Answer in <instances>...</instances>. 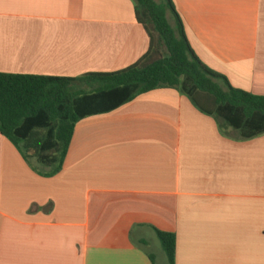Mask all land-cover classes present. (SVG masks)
<instances>
[{
	"label": "crops",
	"instance_id": "0c3cea01",
	"mask_svg": "<svg viewBox=\"0 0 264 264\" xmlns=\"http://www.w3.org/2000/svg\"><path fill=\"white\" fill-rule=\"evenodd\" d=\"M172 2L200 61L264 96V0ZM149 46L133 0H0L3 74L114 73ZM158 232L175 264H264V135L171 88L81 120L52 175L0 134V264H157Z\"/></svg>",
	"mask_w": 264,
	"mask_h": 264
},
{
	"label": "trees",
	"instance_id": "16d2710c",
	"mask_svg": "<svg viewBox=\"0 0 264 264\" xmlns=\"http://www.w3.org/2000/svg\"><path fill=\"white\" fill-rule=\"evenodd\" d=\"M133 1L150 39L148 53L135 65L78 78L0 73V134L36 171L52 175L62 169L81 120L162 88L187 96L228 137L264 135V96L234 88L200 61L172 0ZM158 238L168 264H175L176 236L158 232Z\"/></svg>",
	"mask_w": 264,
	"mask_h": 264
},
{
	"label": "rangeland",
	"instance_id": "374dc122",
	"mask_svg": "<svg viewBox=\"0 0 264 264\" xmlns=\"http://www.w3.org/2000/svg\"><path fill=\"white\" fill-rule=\"evenodd\" d=\"M155 254L157 255V264H167V257L161 250L156 251Z\"/></svg>",
	"mask_w": 264,
	"mask_h": 264
}]
</instances>
